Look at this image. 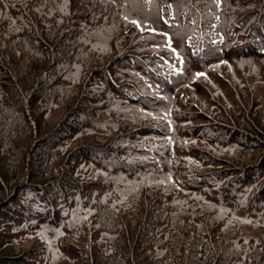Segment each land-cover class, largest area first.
I'll return each mask as SVG.
<instances>
[{
  "label": "trees",
  "instance_id": "16d2710c",
  "mask_svg": "<svg viewBox=\"0 0 264 264\" xmlns=\"http://www.w3.org/2000/svg\"><path fill=\"white\" fill-rule=\"evenodd\" d=\"M0 264H264V0H0Z\"/></svg>",
  "mask_w": 264,
  "mask_h": 264
},
{
  "label": "rangeland",
  "instance_id": "374dc122",
  "mask_svg": "<svg viewBox=\"0 0 264 264\" xmlns=\"http://www.w3.org/2000/svg\"><path fill=\"white\" fill-rule=\"evenodd\" d=\"M96 48L99 49L100 47L96 46ZM230 62H231V64H224L223 65V67L226 68L225 77H223V80L210 75V78H212L216 81V85L219 86L220 88H222V89H217L216 92L217 93L224 92L223 93L224 97L231 96L235 91V87L238 86L237 81L240 80L239 78H243L245 76L244 75L245 66L243 65V62L240 58L233 57L230 59ZM215 66H218V64H216ZM220 66H222V64ZM215 69H218V67H215ZM205 81L203 84H206ZM181 107H182V105L179 104L178 109H180ZM189 107H191V106H189ZM201 107L203 109L209 110V111L214 110L211 107V104L207 101H205L204 103H201ZM55 116L57 118L59 116V114H56Z\"/></svg>",
  "mask_w": 264,
  "mask_h": 264
},
{
  "label": "snow or ice",
  "instance_id": "6c2138e0",
  "mask_svg": "<svg viewBox=\"0 0 264 264\" xmlns=\"http://www.w3.org/2000/svg\"><path fill=\"white\" fill-rule=\"evenodd\" d=\"M65 2L67 3V0H65ZM111 2L112 3H116V0H111ZM123 2L124 3H127L128 0H123ZM145 2L147 4H152L154 2V0H145ZM214 2L219 5L222 2V0H214ZM124 19L125 20H129V16L128 15H125L124 16ZM130 22L132 24L136 25L138 28H140L141 31H145V30H148V31H151V32H155L156 31V29L155 28H152V27L145 28L143 22L140 21V20H138V19H132V20H130ZM165 22L167 23L168 21H165ZM162 35L166 38V47H168L169 50H170V52L174 55V57L178 58L180 60L181 64H183V57L180 56V53L177 51L176 48L171 47V40H172V38L168 35V33H163ZM213 67L215 68V67H218V66H215L214 65ZM175 71H176L177 74H182L183 69L182 68H176ZM201 76H205V73H196L195 74V77L196 78H199ZM141 111H143V110H141ZM145 115L151 116L153 114L152 113H145ZM170 115H171L170 112H165L159 118L162 119V120H165L167 122V124L170 126L172 124V120L170 118ZM169 180H171V175L170 174H169ZM171 182L173 184L175 183V181H171ZM242 222L243 223H253V221H251V220H242Z\"/></svg>",
  "mask_w": 264,
  "mask_h": 264
}]
</instances>
